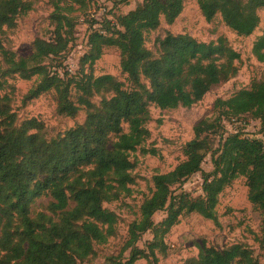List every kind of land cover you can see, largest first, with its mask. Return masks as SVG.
<instances>
[{"label":"trees","instance_id":"16d2710c","mask_svg":"<svg viewBox=\"0 0 264 264\" xmlns=\"http://www.w3.org/2000/svg\"><path fill=\"white\" fill-rule=\"evenodd\" d=\"M188 1L196 2L207 22L219 16L239 37L254 33L258 11L264 9V0H140L114 21L92 19L87 50L78 71L69 74L59 69L74 40L73 6L85 9L89 0H53L51 36L35 39L26 58L7 48L4 35L14 29L19 16L31 10V3L0 0V264L92 260L96 247L117 234L119 217L104 204L132 194L131 155L137 151L157 154L145 147L150 137L149 108H190L213 86L237 75L239 54L224 37L205 43L187 34L166 33L155 41L156 55L146 47V36L162 22L173 24ZM106 48L118 50L123 81L108 74L93 75V65ZM252 55L264 65V30L253 42ZM17 77L33 80L25 101L52 91L59 116L74 118L84 110V121L51 139L44 136L43 124L35 118L17 124L9 89V81ZM96 97L97 103L93 102ZM213 108V118L193 127V138L182 149L184 160L152 177L153 190L140 204L138 219L127 227L120 252V256L127 253L126 261L115 264L139 260L157 264V256H165L168 250L166 236L184 215L195 213L218 224V198L239 178L245 179L247 200L259 212L254 242L264 250V143L239 133L225 135L223 125L246 117L264 127V78L227 99H216ZM216 137L220 141L214 148ZM208 153L210 173L201 169ZM198 173L202 195L175 193ZM45 197L50 199L47 207L35 210L37 201ZM158 212L165 216L155 223L153 216ZM145 234L151 239L140 248L137 244ZM196 248L197 255L184 264H260L243 243L224 249L202 243Z\"/></svg>","mask_w":264,"mask_h":264},{"label":"rangeland","instance_id":"374dc122","mask_svg":"<svg viewBox=\"0 0 264 264\" xmlns=\"http://www.w3.org/2000/svg\"><path fill=\"white\" fill-rule=\"evenodd\" d=\"M31 10L16 19L15 27L4 35V41L18 58H26L31 54L32 43L35 39L47 40L53 30L49 19L54 10L53 0H28ZM89 0L88 7L79 9L73 6L72 16L76 26L73 32L72 44L67 56L61 62L60 73L75 74L79 68V60L87 50V37L91 28L92 19L102 22L125 14L135 7L140 0ZM66 5V4H65ZM259 25L249 37H239L230 31L220 20L219 16L207 22L200 13L195 1H188L179 17L171 25L162 22L159 28L146 36V47L156 55L155 41L166 33L173 35L187 34L198 42H210L219 37L227 39L229 45L239 54L237 62L238 73L228 82L213 86L203 99L190 108L178 107L173 110H160L151 106L149 108L150 121L146 128L150 133L145 143L147 149H155L156 155H141L139 151L131 155L134 163L132 175L135 183L131 186L132 194L119 201L104 204V207L115 212L119 217L117 234L107 244L96 247L95 257L84 264H115L124 263L127 253L120 256L121 248L126 240L128 225L138 219L139 206L144 198L149 197L153 190L152 177L156 174L167 173L184 160L183 146L193 138V127L204 118H213L214 102L216 99H227L239 89L248 88L253 80L264 78V65L256 61L252 55V46L255 39L264 30V9L258 11ZM45 63H50L46 61ZM60 63V61H59ZM54 67L55 62L50 63ZM112 75L119 81L124 76L119 68V52L115 48H106L101 58L93 65V75ZM12 92V110L16 115V123L35 118L43 124V134L47 139L55 138L66 130L81 124L85 119V111H80L74 118L59 116L56 113V99L54 92H49L33 100H24V97L33 84V80L25 81L18 77L9 81ZM99 98L93 99L97 103ZM225 135L239 133L248 138H256L264 143V127L259 121L242 118L240 122L223 123ZM126 130V127H124ZM224 135V136H225ZM219 137L215 138L214 148L218 147ZM203 172L213 170L210 153L201 165ZM201 174L191 176L175 193L180 191L192 197L202 195ZM50 199L45 197L37 201L35 210H43ZM218 224L201 218L192 213L180 218L179 223L173 227L166 236L165 242L168 250L165 256L158 255L157 264H184V262L197 255L196 245L205 243L217 249H224L235 243L248 245L260 264H264V250L258 248L254 242L259 233V212L247 200V187L245 179L239 178L229 187L225 188L218 198L216 207ZM164 212L153 216L155 223L162 220ZM151 239L145 234L137 246ZM115 259L116 262H112ZM135 264H152L143 260Z\"/></svg>","mask_w":264,"mask_h":264}]
</instances>
